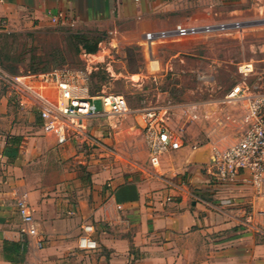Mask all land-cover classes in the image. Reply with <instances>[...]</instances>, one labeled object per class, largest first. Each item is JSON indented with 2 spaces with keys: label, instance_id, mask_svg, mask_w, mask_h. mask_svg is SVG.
<instances>
[{
  "label": "rangeland",
  "instance_id": "1",
  "mask_svg": "<svg viewBox=\"0 0 264 264\" xmlns=\"http://www.w3.org/2000/svg\"><path fill=\"white\" fill-rule=\"evenodd\" d=\"M253 6L264 3L216 4L200 16V23L209 24L210 31L159 37L149 44L144 35L159 29L149 20L105 21V27L50 22L28 29L0 31V105L3 96L11 92L7 110L0 113V125L21 131L26 142H30L24 144L29 147L24 178L32 187L25 191L43 190L51 199V208L64 205L76 208L84 199L90 205L94 202L91 145L87 140L81 143L83 159H79L73 151L74 141L60 147L42 131L38 106L45 101L56 104L58 92L55 85L44 82L40 75L54 71L67 74L80 95L114 94L126 99L129 113L91 120L87 128L88 139L105 148L100 153L105 154L102 158L105 165H112L115 170L135 169L137 164L156 172L148 162L139 124V116L152 108L166 111L172 133L183 142L181 152L192 153L195 147L224 149L235 143L242 133L241 119L248 101L224 103L225 96L238 84H244L250 95H264V15L257 16ZM195 7L178 0L167 15H161L170 20L165 28L198 27L192 25L198 21L189 20ZM233 10L242 12L232 14ZM83 44L98 45V51L88 54ZM245 62L254 64L248 77L239 72ZM12 77H19L14 81L16 84ZM12 84L19 86V90L12 92ZM139 173L130 175L140 178ZM87 222L94 226V237L98 240L102 224L94 219ZM18 224L21 241L25 243L24 259L9 263H48L49 260L43 259L48 256L42 251L49 246V238L44 237L47 241L44 248L38 247L36 242H30L32 237L26 239L23 235L21 220ZM55 247L60 250L63 245L58 243ZM64 251L66 255L72 252L67 247ZM75 251L91 253L79 248Z\"/></svg>",
  "mask_w": 264,
  "mask_h": 264
},
{
  "label": "crops",
  "instance_id": "2",
  "mask_svg": "<svg viewBox=\"0 0 264 264\" xmlns=\"http://www.w3.org/2000/svg\"><path fill=\"white\" fill-rule=\"evenodd\" d=\"M250 1L256 5L264 3V0H181L184 5L196 6L189 20L198 21L192 24L198 27L209 25L200 23L205 9L220 3L242 5ZM177 2L0 0V18L7 20L9 30L45 25L53 19L59 25L76 27H105V21L139 23L149 20L159 28L153 32L158 34L173 30L165 28L170 25V20L162 16L167 15ZM253 11L257 16L264 15V6H253ZM240 12L233 10L231 13ZM10 97L8 91L1 99V114L7 110ZM246 112L247 109L241 119L242 133L246 128ZM139 118L144 142L142 114ZM22 134L15 128L0 125V264H10L4 255V242H21L17 200L23 195L28 197L41 238L50 241L42 251L48 256L43 259L49 261H43V264H264V236L246 224L241 209L253 204L256 211L264 210V195H258L253 188L240 183L215 182L201 163L193 162L192 153L178 150L166 155L161 167L155 169L146 149L150 167L156 172L137 164L135 169L115 170L112 165H105L102 159L105 154H100L105 148L94 143L92 138L88 139V130L86 135L73 136L64 145H58L55 136L48 134L60 147L74 141L73 151L79 159H83L81 143L87 140L92 147L90 164L94 165L90 168L93 204L84 199L76 208L71 205L51 208V199L43 194V190L25 191L32 187L24 178L29 162V147L24 144L30 142H26ZM135 172H140V178L130 175ZM168 197L172 198L169 202ZM93 219L103 226L99 239L94 237L103 251L89 254L75 251L81 228ZM75 235L78 238H71ZM30 240L35 244L38 238ZM58 243L63 245L62 250L56 249ZM65 244L72 251L67 255Z\"/></svg>",
  "mask_w": 264,
  "mask_h": 264
},
{
  "label": "built area",
  "instance_id": "3",
  "mask_svg": "<svg viewBox=\"0 0 264 264\" xmlns=\"http://www.w3.org/2000/svg\"><path fill=\"white\" fill-rule=\"evenodd\" d=\"M56 22V19H53ZM211 27H195L177 25L172 31L158 34L146 33L144 40L149 44L159 37L191 36L210 31ZM7 20L0 18V31H7ZM254 71L252 62L240 65L239 72L248 77ZM46 83L55 85L58 98L57 103L45 101L39 105L42 130L46 134L55 136L58 145L66 144L73 136L86 135L88 121L106 115H126L129 106L126 99L120 95L83 96L77 93L67 78V74L54 71L40 75ZM18 81L19 77L11 78ZM14 82V83H15ZM16 84V83H15ZM12 84L11 91H18L19 86ZM244 84H238L225 96L224 103H240L248 101L247 112L244 116L246 128L240 138L224 149H214L213 161L202 164L204 171L217 183H240L255 190L258 195H264V95H250ZM101 101L102 110L96 111L94 101ZM24 105V100L21 101ZM144 143L149 155V162L155 169H159L163 157L172 154L183 147L181 139L171 131L166 111L152 108L142 113ZM196 148V147H195ZM194 148V149H195ZM170 201V198L168 197ZM246 217V224L251 226L257 234L264 236V210L256 211L253 204L241 208ZM17 210L23 224L22 233L27 238H38V247H43L44 238L36 227L35 217L27 195L17 200ZM94 226L85 225L79 236L78 248L92 252L99 248L94 238ZM24 242V241H23Z\"/></svg>",
  "mask_w": 264,
  "mask_h": 264
},
{
  "label": "trees",
  "instance_id": "4",
  "mask_svg": "<svg viewBox=\"0 0 264 264\" xmlns=\"http://www.w3.org/2000/svg\"><path fill=\"white\" fill-rule=\"evenodd\" d=\"M83 49H85L88 54H95L98 51V45L94 47H88L83 44ZM21 140V139H20ZM4 255L5 258L11 261L12 263L22 262L25 254V243L21 242H4Z\"/></svg>",
  "mask_w": 264,
  "mask_h": 264
},
{
  "label": "water",
  "instance_id": "5",
  "mask_svg": "<svg viewBox=\"0 0 264 264\" xmlns=\"http://www.w3.org/2000/svg\"><path fill=\"white\" fill-rule=\"evenodd\" d=\"M96 111L100 112L102 110L101 101L96 99L94 101ZM193 162L207 164L213 161L214 149H204V148H195L192 150Z\"/></svg>",
  "mask_w": 264,
  "mask_h": 264
}]
</instances>
